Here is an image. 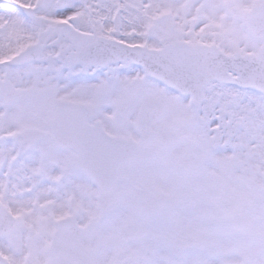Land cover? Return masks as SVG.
Returning a JSON list of instances; mask_svg holds the SVG:
<instances>
[{
  "label": "snow or ice",
  "instance_id": "6c2138e0",
  "mask_svg": "<svg viewBox=\"0 0 264 264\" xmlns=\"http://www.w3.org/2000/svg\"><path fill=\"white\" fill-rule=\"evenodd\" d=\"M0 264H264V0H0Z\"/></svg>",
  "mask_w": 264,
  "mask_h": 264
}]
</instances>
